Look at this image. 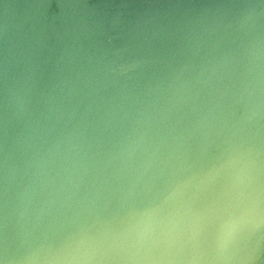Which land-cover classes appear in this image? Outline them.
Segmentation results:
<instances>
[{"label": "water", "instance_id": "water-1", "mask_svg": "<svg viewBox=\"0 0 264 264\" xmlns=\"http://www.w3.org/2000/svg\"><path fill=\"white\" fill-rule=\"evenodd\" d=\"M14 5L0 0V264H264V38L245 0L227 2L221 64L176 39L188 59L185 100H167L177 164L154 167L142 142L108 132L95 173L63 123L68 64L54 41L31 82L11 40L30 15Z\"/></svg>", "mask_w": 264, "mask_h": 264}, {"label": "rangeland", "instance_id": "rangeland-1", "mask_svg": "<svg viewBox=\"0 0 264 264\" xmlns=\"http://www.w3.org/2000/svg\"><path fill=\"white\" fill-rule=\"evenodd\" d=\"M126 1L131 0H14L12 7L14 15H30L11 40L31 82L38 86L47 73L45 55L54 41L60 61L68 64L63 123L76 128L93 173L109 166L108 132L130 147L142 142L154 167L166 159L176 165L177 119L167 100H185L179 80L188 67L176 39L196 45L214 65L229 48L227 2L236 0H132V13ZM245 3L252 30L264 38V0Z\"/></svg>", "mask_w": 264, "mask_h": 264}]
</instances>
